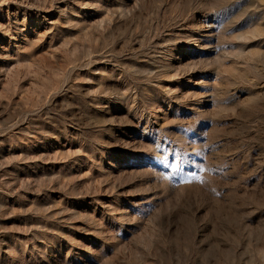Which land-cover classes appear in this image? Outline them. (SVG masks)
<instances>
[{"label":"rangeland","instance_id":"374dc122","mask_svg":"<svg viewBox=\"0 0 264 264\" xmlns=\"http://www.w3.org/2000/svg\"><path fill=\"white\" fill-rule=\"evenodd\" d=\"M0 264H264V0H0Z\"/></svg>","mask_w":264,"mask_h":264}]
</instances>
